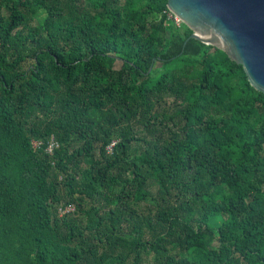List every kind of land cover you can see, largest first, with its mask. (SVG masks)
<instances>
[{"label":"trees","instance_id":"trees-1","mask_svg":"<svg viewBox=\"0 0 264 264\" xmlns=\"http://www.w3.org/2000/svg\"><path fill=\"white\" fill-rule=\"evenodd\" d=\"M167 3L0 0V264H264V92Z\"/></svg>","mask_w":264,"mask_h":264},{"label":"water","instance_id":"water-1","mask_svg":"<svg viewBox=\"0 0 264 264\" xmlns=\"http://www.w3.org/2000/svg\"><path fill=\"white\" fill-rule=\"evenodd\" d=\"M167 7L191 37L244 65L252 85L264 92V0H168Z\"/></svg>","mask_w":264,"mask_h":264},{"label":"built area","instance_id":"built-area-1","mask_svg":"<svg viewBox=\"0 0 264 264\" xmlns=\"http://www.w3.org/2000/svg\"><path fill=\"white\" fill-rule=\"evenodd\" d=\"M170 17H174V19L176 21H180L178 17H176L174 14H172L171 12L169 13ZM39 142L38 141H35V145H38ZM53 148H54V143H51L50 147H49V151L52 152L53 151Z\"/></svg>","mask_w":264,"mask_h":264},{"label":"rangeland","instance_id":"rangeland-1","mask_svg":"<svg viewBox=\"0 0 264 264\" xmlns=\"http://www.w3.org/2000/svg\"><path fill=\"white\" fill-rule=\"evenodd\" d=\"M169 17H170V15H168ZM174 18V17H173ZM179 18V17H178ZM180 20V19H179ZM181 21V20H180ZM180 21H177V23H180ZM34 23H36V21H34ZM117 66L118 67H121L122 66V62L121 61H119L118 63H117Z\"/></svg>","mask_w":264,"mask_h":264}]
</instances>
